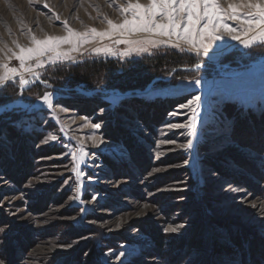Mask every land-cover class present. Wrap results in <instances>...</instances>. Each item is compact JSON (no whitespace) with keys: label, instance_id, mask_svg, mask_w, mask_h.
Segmentation results:
<instances>
[{"label":"rangeland","instance_id":"1","mask_svg":"<svg viewBox=\"0 0 264 264\" xmlns=\"http://www.w3.org/2000/svg\"><path fill=\"white\" fill-rule=\"evenodd\" d=\"M151 2L0 0V91L10 90L0 93V264H244L242 251L238 261L220 251L235 249L232 233L243 238L242 226L264 239V44L242 42L259 29L244 35L225 16L241 40L221 27L222 39L205 38V55L178 38L183 22L177 35L131 31L141 9L129 5L147 12ZM217 2L254 11L248 0ZM125 19L123 29L108 23ZM155 21L167 18L158 12ZM69 29L70 40L27 53L43 47L33 37H69ZM186 49L202 59L199 68L158 76L134 95L87 99L34 86L41 74L64 83L55 68ZM157 79L171 81L152 86ZM258 241L253 248L264 250Z\"/></svg>","mask_w":264,"mask_h":264},{"label":"trees","instance_id":"2","mask_svg":"<svg viewBox=\"0 0 264 264\" xmlns=\"http://www.w3.org/2000/svg\"><path fill=\"white\" fill-rule=\"evenodd\" d=\"M263 55L264 54L262 53L257 56L258 59ZM201 60L202 59L196 53L186 49L183 52L167 51L165 53L149 55L138 59L128 60L125 63H117L113 59L86 61L71 65L67 70L55 68L53 76H55V78L57 77L58 81L61 80V78L65 79L66 77L64 83L63 81L57 82L52 78L41 74V79L44 83H47V85L44 83H37L34 86H38V89H51L52 86H58L62 91H71L73 94L87 99L100 96L105 91L109 90L121 91L123 94L127 93L134 95L140 91H145L154 78L158 76L166 77L172 76L173 74H179L184 72L185 67H193L201 62ZM170 81L157 79L152 86ZM11 84L16 87L17 92L20 91L21 84L17 82ZM34 86L28 87L24 91L27 92ZM3 90L0 91L2 95L9 94L8 92H10V90L6 92ZM89 92H91L92 95L86 94ZM241 227L242 226H240L239 229L244 233L243 238H239L238 235L232 233L234 236L232 237V241L235 244V249L232 252L230 250L229 253H226L224 248L220 251L224 253L225 256H230L236 260L239 257L235 255L237 254L235 250L242 251V261H239L244 262V264H253L255 263L253 262L254 260H261L262 257L264 261V250L258 251V247H256V249L253 248V244L257 243L256 241L260 240V242L262 241L264 243V239L259 237V234L255 232V230L247 231L248 229H242ZM213 259L218 260L214 255H211L209 262L214 263ZM221 261L222 260H220L218 264H221Z\"/></svg>","mask_w":264,"mask_h":264},{"label":"snow or ice","instance_id":"3","mask_svg":"<svg viewBox=\"0 0 264 264\" xmlns=\"http://www.w3.org/2000/svg\"><path fill=\"white\" fill-rule=\"evenodd\" d=\"M244 7L249 9H254V11L241 12V5H230V11L223 9L217 2V0H152L151 4L148 6L147 12L143 11L142 5L130 4L129 8L136 10L141 9V11H134V17H139L137 21L135 18L131 21L133 27L131 31H147V32H156L159 31L161 35H177V29L181 28V22H183L184 27L182 31L178 34V38L187 40L194 47L198 43L200 48L204 50V54H208V44L211 43L212 39H222L221 35H217L220 28L222 27L227 33L232 36L234 40H241L240 35H236V28L231 27L230 25L223 23L224 17L226 16L229 20H238L241 22L242 27L240 31L247 35L252 31L253 27L259 29L256 35L252 36L250 40L245 39L242 42L245 46L250 45L251 43L259 40L264 44V4L259 2H253V0H248L247 4H243ZM203 8V12L199 9ZM128 9H123L127 11ZM159 13H162L163 16L167 18V23L159 24L156 23L155 17ZM186 15H182L185 13ZM215 21V23H214ZM201 22H203L201 26ZM112 27L115 28H125L130 22L125 19V21L120 25H115L111 20L108 21ZM138 24V26H137ZM155 25V26H154ZM171 29V32L169 31ZM92 32H96V29H91ZM69 37H48L44 41H37L33 37L34 42L37 45H43V47H38L36 49L28 48L26 51L28 54L40 55L44 51L48 50L50 42L53 40L56 41H68L71 39L73 31L69 29ZM101 37L107 35V33H97ZM76 36L81 37L87 42L86 34L75 33ZM205 38L208 39V44L205 43ZM126 43H135L133 41H124ZM179 47V45H176ZM144 51L146 49H139ZM25 49L21 48V54L17 58L21 61V66H24L25 55L23 53ZM128 55L129 53H124ZM7 68V65H5ZM199 67V65H196ZM8 71L15 73L17 69L12 68ZM4 78L0 77V81ZM24 83H27L26 81ZM199 83V81H197ZM45 100H50V96H45ZM200 97H194V101H199ZM193 101H189L191 104ZM188 105H181V107H187ZM178 125H173L176 127ZM95 128H99V124L93 125ZM53 140L56 139L55 136L52 137ZM182 147H188V145H182ZM3 231V229H0ZM166 231H176L175 228L166 229ZM122 255V254H121Z\"/></svg>","mask_w":264,"mask_h":264},{"label":"water","instance_id":"4","mask_svg":"<svg viewBox=\"0 0 264 264\" xmlns=\"http://www.w3.org/2000/svg\"><path fill=\"white\" fill-rule=\"evenodd\" d=\"M193 68L197 69V68H199V67H196V66H195V67H193Z\"/></svg>","mask_w":264,"mask_h":264}]
</instances>
